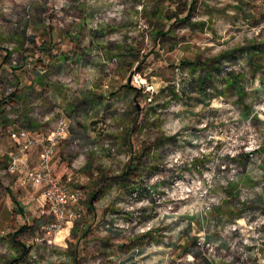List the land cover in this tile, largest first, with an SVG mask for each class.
<instances>
[{
    "label": "rangeland",
    "instance_id": "obj_1",
    "mask_svg": "<svg viewBox=\"0 0 264 264\" xmlns=\"http://www.w3.org/2000/svg\"><path fill=\"white\" fill-rule=\"evenodd\" d=\"M62 118L101 220L59 264H264V0H0V191Z\"/></svg>",
    "mask_w": 264,
    "mask_h": 264
},
{
    "label": "crops",
    "instance_id": "obj_2",
    "mask_svg": "<svg viewBox=\"0 0 264 264\" xmlns=\"http://www.w3.org/2000/svg\"><path fill=\"white\" fill-rule=\"evenodd\" d=\"M37 158L38 148L34 147L29 152L30 164L34 165ZM14 174L22 180L19 173ZM4 185V190L0 191V264H49L60 251L59 258H62L63 253L66 255L67 251H72L76 254L74 262H77L85 253L90 254L98 243L90 229L101 220L100 210L93 215L86 214L85 207L76 204L72 209L81 211L79 218L84 213L85 219H71L66 228L55 236L54 242L49 244L44 237L52 215L41 185L20 182L18 179ZM50 250H53L55 257Z\"/></svg>",
    "mask_w": 264,
    "mask_h": 264
},
{
    "label": "built area",
    "instance_id": "obj_3",
    "mask_svg": "<svg viewBox=\"0 0 264 264\" xmlns=\"http://www.w3.org/2000/svg\"><path fill=\"white\" fill-rule=\"evenodd\" d=\"M68 123L62 118L47 137L27 129H11L10 138L17 146L9 153L8 171L19 173L24 182L41 185L52 219L47 225L44 239L52 244L55 236L63 231L71 219H78L81 211L73 210L81 199V193L71 189L56 177L53 159L60 142L66 137ZM38 148V158L30 164L29 152Z\"/></svg>",
    "mask_w": 264,
    "mask_h": 264
},
{
    "label": "trees",
    "instance_id": "obj_4",
    "mask_svg": "<svg viewBox=\"0 0 264 264\" xmlns=\"http://www.w3.org/2000/svg\"><path fill=\"white\" fill-rule=\"evenodd\" d=\"M10 57V53H7L5 56V62L8 60V58ZM234 77V76H233ZM240 92V91H239Z\"/></svg>",
    "mask_w": 264,
    "mask_h": 264
}]
</instances>
